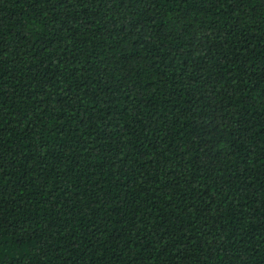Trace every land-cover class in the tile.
Instances as JSON below:
<instances>
[{
  "label": "trees",
  "instance_id": "1",
  "mask_svg": "<svg viewBox=\"0 0 264 264\" xmlns=\"http://www.w3.org/2000/svg\"><path fill=\"white\" fill-rule=\"evenodd\" d=\"M2 264H264V0H0Z\"/></svg>",
  "mask_w": 264,
  "mask_h": 264
},
{
  "label": "snow or ice",
  "instance_id": "2",
  "mask_svg": "<svg viewBox=\"0 0 264 264\" xmlns=\"http://www.w3.org/2000/svg\"><path fill=\"white\" fill-rule=\"evenodd\" d=\"M4 255L3 251V242L0 240V264H2V256Z\"/></svg>",
  "mask_w": 264,
  "mask_h": 264
}]
</instances>
